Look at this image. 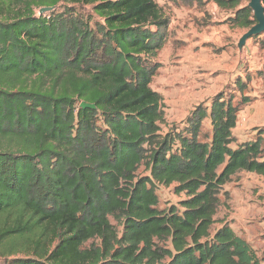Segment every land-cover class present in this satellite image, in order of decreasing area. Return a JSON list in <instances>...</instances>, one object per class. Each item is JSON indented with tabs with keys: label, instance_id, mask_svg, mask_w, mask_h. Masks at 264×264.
Returning <instances> with one entry per match:
<instances>
[{
	"label": "trees",
	"instance_id": "1",
	"mask_svg": "<svg viewBox=\"0 0 264 264\" xmlns=\"http://www.w3.org/2000/svg\"><path fill=\"white\" fill-rule=\"evenodd\" d=\"M212 1L257 23L250 0ZM170 23L156 0H0V264H264L216 219L236 174L264 177V127L234 135L253 75L164 132ZM159 186L185 198L160 208Z\"/></svg>",
	"mask_w": 264,
	"mask_h": 264
},
{
	"label": "rangeland",
	"instance_id": "2",
	"mask_svg": "<svg viewBox=\"0 0 264 264\" xmlns=\"http://www.w3.org/2000/svg\"><path fill=\"white\" fill-rule=\"evenodd\" d=\"M156 1L171 19L168 42L157 57L162 65L152 82L154 90L167 93V103L164 102L165 118L166 113L169 118L175 112L182 113V109L175 105L179 94L190 93L192 97L195 94L200 97L201 93L217 95L228 90L230 81L234 82L238 76L245 77L251 72L253 80L249 90L253 99L239 113L234 135L238 142L254 136L258 129L264 127V78L256 75L257 70L264 66V36L256 39L250 37L240 47V39L249 29L233 27L227 23V14L220 8L215 11L218 16L209 21L214 16L212 13L211 17L209 13L213 10L212 0L204 5H188L184 0ZM76 6L77 10L86 15L92 13L91 6ZM246 46L250 49H246ZM204 58L200 65V60ZM237 62L238 69L218 70L226 64L234 66ZM173 124L165 122L162 125L164 132ZM138 173L145 174L144 167ZM158 193L160 208L178 205L185 198L184 194H176L173 187L159 186ZM220 197L222 203L216 219H224L232 224L234 230L245 237L258 255L264 258V177L240 172L224 186ZM112 222L116 223L113 219Z\"/></svg>",
	"mask_w": 264,
	"mask_h": 264
},
{
	"label": "crops",
	"instance_id": "3",
	"mask_svg": "<svg viewBox=\"0 0 264 264\" xmlns=\"http://www.w3.org/2000/svg\"><path fill=\"white\" fill-rule=\"evenodd\" d=\"M211 5L213 7V10H210L209 13L211 14L210 15L211 17L213 16L212 13L214 14V16L209 21L213 20L214 18H216L218 16V14L215 11L219 10L218 5H216L215 3L212 2ZM204 15H206V14H204ZM246 49H250V47L247 48V46H246ZM205 54H208V53L205 52ZM243 54H245V51H243ZM205 59L206 58H204L203 60H200V65L203 64V61ZM239 61H240V59H239ZM217 65H219V64H216V66ZM221 69H223L224 71H232L234 69H238V62H237V64H234V66H232V64H226V65L218 68V70H221ZM203 77H206L207 78L206 75H204ZM232 82L233 81H230V83H232ZM197 92H202V91H196V93ZM208 92H209V90H208ZM160 93L163 95V97L165 99L164 102L167 103V98H168L167 93L166 92H163V91H160ZM215 95H216V93H214L213 95H209L208 93L204 95L203 93H201L200 94V97H197L196 94H195L194 97H192V95L190 93H187L185 95H180L179 94L177 96V99L175 100V105L178 106L180 109H182V113L175 112V114H172L170 116V118H169V115L166 113V122L169 125H171L173 123H175V124H179V123L182 124L186 120L187 116L189 115V113L191 112V110L194 108V106H197V105H199L201 103H206V104L210 105L211 104V100H212V98ZM172 111H174V110H172ZM172 121H174V122H172ZM235 129H234V132H235ZM250 138L251 137H249V139ZM249 139H245V140H242V141H246V140H249ZM230 225L232 226V224H230Z\"/></svg>",
	"mask_w": 264,
	"mask_h": 264
},
{
	"label": "water",
	"instance_id": "4",
	"mask_svg": "<svg viewBox=\"0 0 264 264\" xmlns=\"http://www.w3.org/2000/svg\"><path fill=\"white\" fill-rule=\"evenodd\" d=\"M250 7L253 9L254 16L257 19V23L254 24L252 27L249 28V30L242 36L240 39V47H242L248 38L259 35L264 33V4L263 0H250L249 2ZM56 6L54 7H42L40 9V13L49 12L51 10H54ZM81 107H92L95 108L96 106L94 104H87L85 102L81 103Z\"/></svg>",
	"mask_w": 264,
	"mask_h": 264
}]
</instances>
